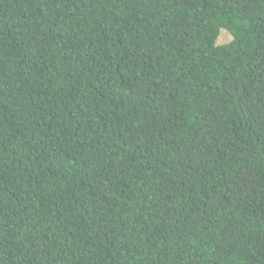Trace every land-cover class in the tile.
<instances>
[{
	"label": "trees",
	"instance_id": "obj_1",
	"mask_svg": "<svg viewBox=\"0 0 264 264\" xmlns=\"http://www.w3.org/2000/svg\"><path fill=\"white\" fill-rule=\"evenodd\" d=\"M0 264H264V0H0Z\"/></svg>",
	"mask_w": 264,
	"mask_h": 264
},
{
	"label": "rangeland",
	"instance_id": "obj_2",
	"mask_svg": "<svg viewBox=\"0 0 264 264\" xmlns=\"http://www.w3.org/2000/svg\"><path fill=\"white\" fill-rule=\"evenodd\" d=\"M232 40V35L227 31V29L222 28L221 34L217 39V44L228 43Z\"/></svg>",
	"mask_w": 264,
	"mask_h": 264
}]
</instances>
